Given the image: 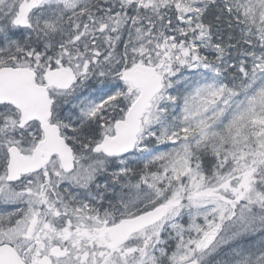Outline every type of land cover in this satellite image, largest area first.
I'll use <instances>...</instances> for the list:
<instances>
[{
    "label": "snow or ice",
    "instance_id": "1",
    "mask_svg": "<svg viewBox=\"0 0 264 264\" xmlns=\"http://www.w3.org/2000/svg\"><path fill=\"white\" fill-rule=\"evenodd\" d=\"M0 264H264V0H0Z\"/></svg>",
    "mask_w": 264,
    "mask_h": 264
}]
</instances>
